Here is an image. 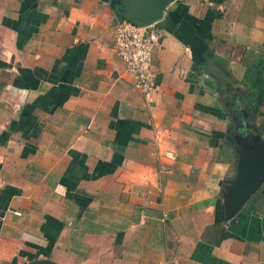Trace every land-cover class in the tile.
Wrapping results in <instances>:
<instances>
[{
  "label": "crops",
  "instance_id": "crops-1",
  "mask_svg": "<svg viewBox=\"0 0 264 264\" xmlns=\"http://www.w3.org/2000/svg\"><path fill=\"white\" fill-rule=\"evenodd\" d=\"M123 1L0 0V264H264V181L221 192L264 141V0L169 3L148 100Z\"/></svg>",
  "mask_w": 264,
  "mask_h": 264
},
{
  "label": "water",
  "instance_id": "water-1",
  "mask_svg": "<svg viewBox=\"0 0 264 264\" xmlns=\"http://www.w3.org/2000/svg\"><path fill=\"white\" fill-rule=\"evenodd\" d=\"M174 0H124L123 16L139 25L158 21ZM237 165L230 178L221 181L225 219L235 215L264 181V141L253 131L235 134Z\"/></svg>",
  "mask_w": 264,
  "mask_h": 264
},
{
  "label": "built area",
  "instance_id": "built-area-1",
  "mask_svg": "<svg viewBox=\"0 0 264 264\" xmlns=\"http://www.w3.org/2000/svg\"><path fill=\"white\" fill-rule=\"evenodd\" d=\"M161 34L153 24L139 25L126 18L115 21L112 44L125 71L134 76V86L148 100L156 89L152 71L153 53Z\"/></svg>",
  "mask_w": 264,
  "mask_h": 264
}]
</instances>
